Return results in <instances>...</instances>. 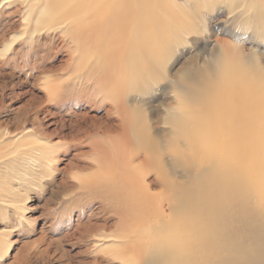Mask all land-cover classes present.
Instances as JSON below:
<instances>
[{"label": "bare ground", "instance_id": "bare-ground-1", "mask_svg": "<svg viewBox=\"0 0 264 264\" xmlns=\"http://www.w3.org/2000/svg\"><path fill=\"white\" fill-rule=\"evenodd\" d=\"M159 1L19 2L25 34L29 37L52 30L65 34L73 29L79 37L89 38L103 32L105 28L101 27L106 24L105 35L109 34L111 40L119 36L113 42L107 41L114 46L112 49L119 47L124 51L128 46L130 50L131 62L118 56L117 50L111 52L107 48L111 45L106 46L111 52L103 62L108 72L96 82L107 93L104 95L110 102L107 115L116 114L117 124L94 123L92 128L76 124L71 136L72 141L80 140L82 134L89 137L100 131L105 138L104 142L89 141L95 163L83 167L88 172L78 177L77 187L90 188L99 196L100 206L110 208L117 218L109 225L118 232L95 237L92 245L102 251L105 243L111 242L110 251L131 254L128 257L132 256L133 261L130 259L129 264H264V78L249 77L237 62L222 70L227 63L226 48L216 40L224 51L214 55L218 68L215 74L192 69L170 80L179 95L165 120L172 126L171 146L166 149L170 151L166 154L182 164L188 179L181 184L169 177L161 164L164 156L161 160V153L156 150L158 142L135 125L132 104L128 105V95L122 91L129 63L148 62L147 67L138 66L137 81L141 83L140 79L154 69L157 57L163 55L161 46L170 45L182 27L179 12L170 8L168 2L166 6ZM148 21L158 23L154 40L145 28ZM124 33L133 38L125 42L129 37L120 38ZM119 38L125 43H119ZM104 46L105 43L100 50ZM155 46L160 49L152 50ZM184 102L190 104L186 109L181 105ZM180 142L183 146L178 145ZM151 173L153 176L148 180ZM152 186L159 189L154 191ZM120 261L125 262L123 258ZM92 264L101 263L94 259Z\"/></svg>", "mask_w": 264, "mask_h": 264}, {"label": "rangeland", "instance_id": "rangeland-1", "mask_svg": "<svg viewBox=\"0 0 264 264\" xmlns=\"http://www.w3.org/2000/svg\"><path fill=\"white\" fill-rule=\"evenodd\" d=\"M4 1L0 0V264H92L94 259L101 264H121L122 258V264H129L131 254L110 251L111 242H106L102 251L93 247L95 237L118 232L111 226L117 217L107 205L100 206L99 196L90 188L77 187L78 177L88 172L83 167L95 163L89 141L104 142V135L99 131L89 137L82 134L80 140L71 138L76 124L89 128L94 123L117 124L116 114L107 115L110 102L96 82L108 72L103 62L112 51L130 61L128 43L123 44L124 51L119 47L113 50L107 41L119 36L111 40L105 35L106 24L92 39L79 37L73 29L65 34L52 30L29 37L20 0ZM159 2L169 3L179 12L182 27L170 45L161 46L163 55L157 57L154 69L139 80L141 83L137 81L138 66L147 67L148 62L129 63L127 74L123 72L127 82L122 91L128 95V105L132 104L135 125L158 142L156 150L164 159L161 164L166 173L182 184L188 179L186 170L166 154L172 126L165 120L179 95L170 80L192 69L215 74L214 55L224 51L216 40L226 48L227 63L222 70L237 62L249 77L264 78V0ZM145 28L152 38L159 29L156 21H148ZM120 38L128 42L133 35L124 33ZM120 38L119 43H125ZM110 45L111 52L106 48ZM159 49L155 46L152 50ZM181 105L186 109L190 104ZM102 223L107 226H99Z\"/></svg>", "mask_w": 264, "mask_h": 264}]
</instances>
